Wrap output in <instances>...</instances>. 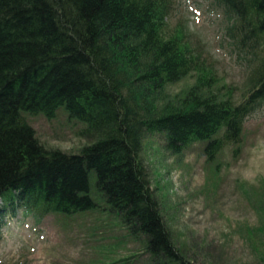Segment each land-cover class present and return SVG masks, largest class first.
I'll list each match as a JSON object with an SVG mask.
<instances>
[{"label": "trees", "instance_id": "obj_1", "mask_svg": "<svg viewBox=\"0 0 264 264\" xmlns=\"http://www.w3.org/2000/svg\"><path fill=\"white\" fill-rule=\"evenodd\" d=\"M211 3L245 64L238 103L202 94L210 70L186 31L170 32L175 0H0V233L19 212L40 222L103 210L144 264H190L151 189L143 137L165 134L174 154L201 142L212 160L241 143L264 104V0ZM191 74L186 96L167 100V87ZM60 109L91 140L76 153L46 148L27 121Z\"/></svg>", "mask_w": 264, "mask_h": 264}, {"label": "rangeland", "instance_id": "obj_2", "mask_svg": "<svg viewBox=\"0 0 264 264\" xmlns=\"http://www.w3.org/2000/svg\"><path fill=\"white\" fill-rule=\"evenodd\" d=\"M175 1L170 32L186 31V40L203 53L210 70L205 85L212 87H203L202 94L240 102L248 93L246 68L225 37L222 13L211 0ZM197 78L191 74L169 85L164 96L178 102ZM27 121L48 149L76 153L91 143L80 135L83 125L69 120L63 109L52 119L38 115ZM143 138L140 159L187 261L264 264V104L247 118L241 143L227 146L212 160L201 142L174 154L166 147L165 134L147 133ZM7 219L0 233V264L145 262L142 247L103 210L69 218L52 214L40 222L20 212Z\"/></svg>", "mask_w": 264, "mask_h": 264}]
</instances>
